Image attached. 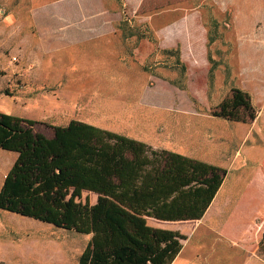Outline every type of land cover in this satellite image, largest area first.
Here are the masks:
<instances>
[{
	"label": "rangeland",
	"instance_id": "374dc122",
	"mask_svg": "<svg viewBox=\"0 0 264 264\" xmlns=\"http://www.w3.org/2000/svg\"><path fill=\"white\" fill-rule=\"evenodd\" d=\"M224 2L114 0L112 44L88 42L60 57L42 55L34 44L33 0H0V111L35 120L34 129L47 136L79 120L227 170L200 221L148 218L151 226L187 236L173 264H264L262 97L253 88L252 102L261 109L255 124L213 114L240 86ZM194 18L202 24L192 33ZM16 158L0 148V188ZM97 199L86 190L80 198ZM247 202L255 215L236 233L237 216L250 213ZM91 236L0 209L2 260L19 255L30 264H78Z\"/></svg>",
	"mask_w": 264,
	"mask_h": 264
},
{
	"label": "trees",
	"instance_id": "16d2710c",
	"mask_svg": "<svg viewBox=\"0 0 264 264\" xmlns=\"http://www.w3.org/2000/svg\"><path fill=\"white\" fill-rule=\"evenodd\" d=\"M256 110L250 93L233 87L213 114L253 122ZM35 123L0 111V148L17 153L0 188V209L92 234L78 264H173L187 236L151 226L148 218L200 221L227 174L217 164L88 122L54 126L52 136ZM84 190L96 193L97 202L80 200ZM251 206H244L250 213L241 208L236 233L254 217Z\"/></svg>",
	"mask_w": 264,
	"mask_h": 264
},
{
	"label": "crops",
	"instance_id": "0c3cea01",
	"mask_svg": "<svg viewBox=\"0 0 264 264\" xmlns=\"http://www.w3.org/2000/svg\"><path fill=\"white\" fill-rule=\"evenodd\" d=\"M33 2L38 31L34 44L42 55H51L53 52L52 54L63 57L65 50L88 42L105 41L107 46L112 44L111 36L116 35V29L112 25L114 0ZM135 2L136 0H126L128 4ZM223 4L224 12L231 13L230 24L227 25L228 34L234 38L236 58L240 60V86L237 88L249 92L252 98L253 88H256L264 107V0H225ZM191 24L195 26L190 29L194 33L202 23L194 18ZM37 56L40 54L37 53ZM257 108L259 115L252 124L260 119L261 109ZM0 261L7 264H30L27 260H21L19 255Z\"/></svg>",
	"mask_w": 264,
	"mask_h": 264
},
{
	"label": "bare ground",
	"instance_id": "6f19581e",
	"mask_svg": "<svg viewBox=\"0 0 264 264\" xmlns=\"http://www.w3.org/2000/svg\"><path fill=\"white\" fill-rule=\"evenodd\" d=\"M214 201H215V200H214ZM214 201L212 202L211 206L213 205ZM211 206H210V207H211ZM210 207H209V208H210ZM209 208H208V209H209ZM208 209H207L206 213L209 211Z\"/></svg>",
	"mask_w": 264,
	"mask_h": 264
}]
</instances>
